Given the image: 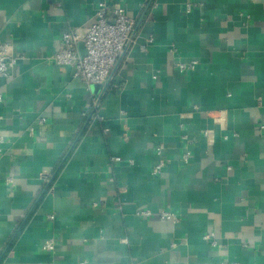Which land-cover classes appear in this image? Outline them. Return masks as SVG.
Segmentation results:
<instances>
[{"label": "crops", "instance_id": "obj_1", "mask_svg": "<svg viewBox=\"0 0 264 264\" xmlns=\"http://www.w3.org/2000/svg\"><path fill=\"white\" fill-rule=\"evenodd\" d=\"M102 1L134 30L95 94L54 57ZM0 40V264H264V0H0Z\"/></svg>", "mask_w": 264, "mask_h": 264}, {"label": "built area", "instance_id": "obj_2", "mask_svg": "<svg viewBox=\"0 0 264 264\" xmlns=\"http://www.w3.org/2000/svg\"><path fill=\"white\" fill-rule=\"evenodd\" d=\"M196 8V4L188 3L187 13ZM134 30V20L130 18L126 10L122 7L111 9L106 1L98 4L95 19L87 29L85 35L78 31L67 32L61 39V50L54 57V64L59 67H70L74 72L75 78L79 79L86 88L92 89L93 86H102L112 77L120 56L130 47ZM83 44L85 56L82 57L78 52L77 46ZM145 51V47H142ZM13 53L10 44L2 43L0 40V79H8L11 70L19 61ZM198 65L197 61L190 63L176 62V68L179 72L185 73L194 70ZM93 106H98V101L93 100ZM101 120L100 118H96ZM237 137V134H233ZM229 136L225 137L227 140ZM164 147L158 146L156 154L159 157L157 164L152 169V176L159 178L163 175L166 162L163 158ZM113 161L119 162V158ZM182 162L188 165L190 162V153L186 152L182 157ZM11 181V180H10ZM138 217H152L151 212H139ZM160 219L178 223L179 218L176 214L164 211L160 214ZM204 240L211 242L212 246L217 243L210 236H205ZM42 250L52 253L56 250L54 240L46 242Z\"/></svg>", "mask_w": 264, "mask_h": 264}, {"label": "water", "instance_id": "obj_3", "mask_svg": "<svg viewBox=\"0 0 264 264\" xmlns=\"http://www.w3.org/2000/svg\"><path fill=\"white\" fill-rule=\"evenodd\" d=\"M79 48H81V56L84 57L85 56V49L83 44H80ZM100 89V86L96 85L92 87V91L96 94Z\"/></svg>", "mask_w": 264, "mask_h": 264}]
</instances>
